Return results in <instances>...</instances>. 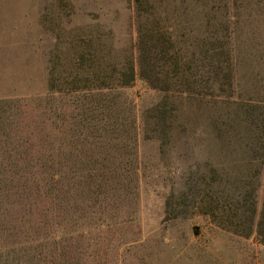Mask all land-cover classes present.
Returning <instances> with one entry per match:
<instances>
[{
	"label": "rangeland",
	"instance_id": "obj_1",
	"mask_svg": "<svg viewBox=\"0 0 264 264\" xmlns=\"http://www.w3.org/2000/svg\"><path fill=\"white\" fill-rule=\"evenodd\" d=\"M143 11L156 47L174 43L160 64L168 88L140 75L135 0H0V264H264L255 230L202 205L234 217L246 197L264 210V0H148ZM129 58L137 75L119 93L135 139L106 151L86 134L102 127L74 124V109L91 75ZM57 171L131 173L133 184L103 188L98 214L71 190L80 209L57 238Z\"/></svg>",
	"mask_w": 264,
	"mask_h": 264
},
{
	"label": "trees",
	"instance_id": "obj_2",
	"mask_svg": "<svg viewBox=\"0 0 264 264\" xmlns=\"http://www.w3.org/2000/svg\"><path fill=\"white\" fill-rule=\"evenodd\" d=\"M135 2L137 9V49L139 53L140 75L151 85L158 86L159 83H164L166 85L165 88H168L170 79L168 77H163L161 70L163 67H161L160 64L162 58L165 57L164 53L167 54L171 47L174 48V43L168 39L170 48L165 45L161 51V48L158 49L159 47H156L157 43H155V41L158 39L157 31L153 30L151 27L148 28L149 16L143 11L144 4L148 2V0H135ZM159 55H162V57ZM175 56H177V54H175ZM174 61L179 63L177 57ZM103 68L104 69L99 70L100 72L98 71L96 75H91L88 78V84H91L89 86L94 87H87L84 91V102L75 107L74 111H78V113L77 116L73 118H76L74 124L84 129L100 125L104 132L98 133L99 128H97L92 131H87L86 134L91 136L96 143L104 144V146H106L105 148H107L106 151H108L110 149L108 145L115 140L121 139L127 142L128 139H135V123H133V120L130 122L129 128H127V119L130 117L127 113H131L133 108L131 106L129 107V101L119 93V90L130 86L134 82L137 72L131 58L126 59L123 68L117 67L116 64H104ZM52 83V87L54 88V79H51V84ZM72 93L73 92H68L67 94L72 95ZM161 106V104H157L153 109L157 110ZM68 140L69 139L64 138L62 142L60 140L59 142L66 144ZM86 140V138L83 139V141ZM83 141L81 145L84 143ZM114 144L116 145V143ZM61 156L60 153L57 154L59 165H63L62 160L66 158V153H64V156ZM85 161L86 159L80 160L82 164ZM92 161L90 160L89 163ZM106 161L109 162V159L105 158L103 163ZM61 172L62 171H57L55 178L52 177V182L48 183V185L52 187L55 207L57 215L59 216V220L55 222L54 228V236H57V238H63L64 235L69 232V229H67V216L69 218V216L75 213V209H80L79 205L76 204L77 199H74V204L71 203V190H80V193H83L84 199L89 201V205L84 208L85 212L98 214L99 211H97V209H100V206L97 205L99 201L98 196L101 195L103 188H110L113 183L115 187L119 185L121 188H128L129 185L133 184L131 173L130 176L118 172L113 174L88 173L85 175L68 176ZM239 202L242 206L235 208L234 217H232L224 207H212L210 202H205L202 205L204 206L205 204L213 216H230L235 222L232 223L235 224L232 225L235 226L233 227L235 232L249 235L255 230L264 242V210L259 215L257 203L253 198L249 206H246V197L239 199L238 203ZM168 204L167 211L171 203Z\"/></svg>",
	"mask_w": 264,
	"mask_h": 264
}]
</instances>
